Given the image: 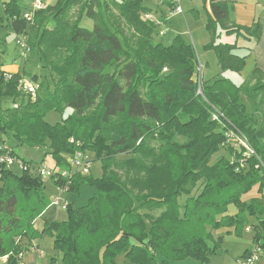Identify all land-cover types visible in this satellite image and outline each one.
Here are the masks:
<instances>
[{"label": "trees", "instance_id": "obj_1", "mask_svg": "<svg viewBox=\"0 0 264 264\" xmlns=\"http://www.w3.org/2000/svg\"><path fill=\"white\" fill-rule=\"evenodd\" d=\"M146 1L56 0L38 10L21 0L2 2L0 27L28 34L29 55L41 72L7 70L0 44V140L10 133L19 146L46 148L62 169H70L68 155L92 152L103 169L98 178L75 173L68 193L93 186L88 204L69 203L66 220L46 221L39 232L35 221L51 205L44 179L32 168L19 173L0 163L4 264H20L28 251L23 242L43 234L54 237L60 264H117L122 254L132 264L188 258L209 264L222 245L211 229L242 230L249 217L257 220L252 250L264 254V70L256 68L241 84L200 80L195 46L180 34L169 44L160 41V23L146 18ZM231 1L204 0L206 48L216 52L223 71L240 72L245 57L233 53L235 44L217 43L219 28L258 40L263 24L232 22ZM86 19L92 27L83 25ZM24 77L37 85L35 97L23 90ZM67 107L74 112L61 122L46 120ZM242 139L247 145L235 148ZM4 142L0 152L7 147L19 157ZM220 150L227 156L211 163ZM254 188L258 195L246 199Z\"/></svg>", "mask_w": 264, "mask_h": 264}, {"label": "rangeland", "instance_id": "obj_2", "mask_svg": "<svg viewBox=\"0 0 264 264\" xmlns=\"http://www.w3.org/2000/svg\"><path fill=\"white\" fill-rule=\"evenodd\" d=\"M8 0H0V15H4L3 5L2 2ZM53 2V0H51ZM50 0H45L46 5H51ZM22 5H30V0H21ZM203 0H184L182 5L184 12L185 10L188 11V7L193 6H202ZM46 6V7H47ZM189 13V11L187 12ZM173 15L172 19L169 22V25L163 26L167 30L166 35L159 37V40L162 41L164 44H168L173 41V38L179 34V27L182 26L181 30L189 31L188 25L182 19V16ZM182 19V20H181ZM180 21V25H179ZM84 26L92 27L93 21L90 19H86L83 22ZM191 28V27H190ZM17 35L6 28V26L0 27V44L3 48H5V54L3 55V60L5 62V67L11 72H15L17 69H25L31 73H40L41 72V63L37 59H33L31 55L27 57H23L20 52L19 48L16 45ZM2 42L6 43L2 44ZM5 104H11L8 98H4L2 100ZM74 112L73 108L67 107L65 110L60 113L57 111H51L47 116L46 120L51 124H56L61 122L64 118L68 117L70 114ZM2 139L0 140V146L2 142L5 140V144L15 150V153L20 157V159H24L29 162L33 163H45L49 168L55 169L56 159L53 155H47L44 148H32L28 146H19L15 138L10 134H1ZM90 153V152H89ZM91 156L94 158L93 153H90ZM221 156H227V152L220 150L217 154L212 157V161L218 160ZM15 171L22 173L18 165L13 167ZM103 174L102 164L100 160H93L92 169L90 175L94 178L101 177ZM45 181V192L46 195L50 198H56L60 195L61 191L59 186L54 184L51 179H44ZM95 192V188L91 185L81 186L79 191L66 193L63 195V198L67 200L74 208L88 204L90 198ZM258 195L257 188H254L247 196L246 199L250 200L251 197ZM56 218L59 221L66 220L68 218V209H63L62 207L56 208ZM229 210L232 213L236 212V207L231 205ZM36 222V221H35ZM257 220L255 217H249L248 223L244 225L242 230H238L234 226H220L218 228H212L211 232L215 239H219L222 237V245L221 248L210 257L209 264H236L233 263H226L225 258L226 256L232 257V259L238 258L240 255L244 253V251L249 248L252 250L254 248L253 237H254V228L252 224H256ZM249 225H252V230H249ZM44 246V245H43ZM41 251L45 254L44 257L41 255ZM58 253V250L53 245L49 243H45V246L34 252V263L33 264H53V256ZM61 258L58 259V264L61 263ZM185 264H200V262L195 258H188L184 261ZM170 264H177L175 261H171ZM257 264H264V254L262 253L261 258L259 259Z\"/></svg>", "mask_w": 264, "mask_h": 264}, {"label": "crops", "instance_id": "obj_3", "mask_svg": "<svg viewBox=\"0 0 264 264\" xmlns=\"http://www.w3.org/2000/svg\"><path fill=\"white\" fill-rule=\"evenodd\" d=\"M55 2L56 0H53L51 5ZM146 5L151 8L150 15L152 19L160 23V29L163 31V36L166 35L167 30L163 28V26L169 25L168 23L171 22L170 20L172 19V7L170 2L168 0H149L146 1ZM187 9L189 13H187L188 11L185 10V12L179 16H182L183 21L186 25H188L189 31H182V26H180L179 34L182 35L188 42L192 43L196 48L199 58L198 75L200 80L207 81L218 77H226L234 81L236 84H241L252 74L256 68L264 70V0H232L230 2V19L232 22L243 26H251L255 20L262 22L263 31L260 39L256 40L252 37L245 38L243 36L238 37L236 34H229L226 32V30L219 28V38L217 39V43L235 44L236 48L233 50V53L235 55L245 57V65L240 72L231 70L223 71L216 52L213 49L206 48V45L211 42V35L206 29L209 4L205 3L203 0L202 6H189ZM5 68L7 69V67ZM19 71H21V69L15 70V72ZM44 149L46 152V148ZM57 169L62 168L58 167ZM52 182L59 186L54 180H52ZM56 208L57 207L50 205L43 216L36 220L35 228L39 232L44 230L46 221L52 219L58 220L56 218ZM53 242L54 237L50 234H43L41 237H38L29 243L25 240L23 243L27 244L28 251L23 252V258L20 259V264H33L35 258L33 253L42 249L45 246V243L53 245ZM41 255L42 257L45 256L42 251ZM241 256L242 255H240L235 260L232 259V257L226 256L225 262L236 263V261L239 260ZM60 257H62L61 252H58L53 256V258L57 260V263ZM6 260L7 256L0 259L3 264L6 262ZM116 262L117 264H132L124 254L119 255L116 259ZM176 263L185 264L184 262L177 261ZM159 264H162L161 259Z\"/></svg>", "mask_w": 264, "mask_h": 264}, {"label": "built area", "instance_id": "obj_4", "mask_svg": "<svg viewBox=\"0 0 264 264\" xmlns=\"http://www.w3.org/2000/svg\"><path fill=\"white\" fill-rule=\"evenodd\" d=\"M171 4V15H178L183 14V1L184 0H168ZM31 8L33 10L38 9H44L46 8V3L44 0H31ZM29 19L30 16L26 15ZM147 19H152L151 15H146ZM153 20V19H152ZM161 34L163 35V31H161ZM16 45L19 48V52L23 57H27L31 52V46L29 44V36L26 33H20L17 35ZM7 79H10V75L6 74ZM23 90L27 93L35 97L36 91H37V85H35L33 82H31L28 78L24 77L20 81ZM17 106V105H15ZM231 139H234V135H229ZM247 145L246 139L240 140L238 143L235 144V148L240 149V144ZM4 150V152H0V163L4 164L8 168H12L15 165H18L20 169L22 170H28L32 168L34 173L43 179H51L54 181H58L61 178L66 179V184L60 186L61 193L58 197L52 199L51 205L54 207H62L63 209H67L69 202H67L66 199L63 198V195L68 193L70 184H71V178L75 173H80L83 175H87L91 172L92 164H93V157L89 152L85 151H77L73 155L67 156V163L70 166V169H51L49 168L45 163H26L22 161L19 157H17L12 149H9L7 147L1 148ZM249 152H253L252 149H248L244 152L243 156L245 158H248L250 156ZM241 166L244 167L243 162H241ZM59 170V172H57ZM261 255H260V249L255 248L252 250L247 256L240 258L236 261V264H257L259 261ZM23 258V253L20 254V259Z\"/></svg>", "mask_w": 264, "mask_h": 264}]
</instances>
